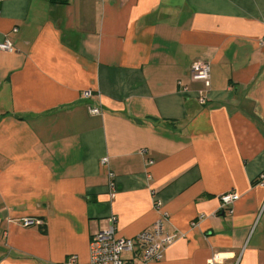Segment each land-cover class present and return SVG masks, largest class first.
Returning a JSON list of instances; mask_svg holds the SVG:
<instances>
[{"label": "crops", "instance_id": "0c3cea01", "mask_svg": "<svg viewBox=\"0 0 264 264\" xmlns=\"http://www.w3.org/2000/svg\"><path fill=\"white\" fill-rule=\"evenodd\" d=\"M263 38L264 0H0V264H86L112 217L178 235L147 264H264Z\"/></svg>", "mask_w": 264, "mask_h": 264}, {"label": "built area", "instance_id": "2783aa9c", "mask_svg": "<svg viewBox=\"0 0 264 264\" xmlns=\"http://www.w3.org/2000/svg\"><path fill=\"white\" fill-rule=\"evenodd\" d=\"M264 45V38L261 41ZM14 49L10 40L6 39L0 42V50L12 51ZM192 78L194 80L203 81L206 86L210 82V64L206 61H197L192 65ZM91 90L84 91V97L90 98ZM199 102L205 104L206 98L200 97ZM92 114L101 113V108L91 106ZM103 163H107L108 159L103 158ZM111 177L113 175L111 174ZM259 180H264V173L260 174ZM240 198L235 192H226L220 196L223 208H230L234 202ZM39 221L37 220V223ZM36 223L32 218L23 220L24 226ZM115 218H111V226L99 231L92 236L90 243V258L86 264H147L152 260H160L163 251L167 245L174 242L178 235L175 233L165 234L163 231L162 220L154 223L151 229L144 230L134 237H121L116 234ZM222 256L220 253L214 254L209 264H215ZM65 264H78L75 255L70 256Z\"/></svg>", "mask_w": 264, "mask_h": 264}, {"label": "trees", "instance_id": "16d2710c", "mask_svg": "<svg viewBox=\"0 0 264 264\" xmlns=\"http://www.w3.org/2000/svg\"><path fill=\"white\" fill-rule=\"evenodd\" d=\"M43 227V226H42ZM44 230V227L42 228Z\"/></svg>", "mask_w": 264, "mask_h": 264}]
</instances>
